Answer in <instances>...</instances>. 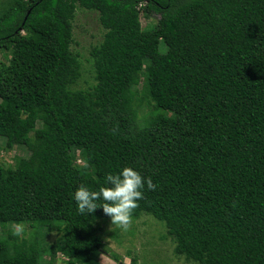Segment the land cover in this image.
Listing matches in <instances>:
<instances>
[{"label": "trees", "instance_id": "1", "mask_svg": "<svg viewBox=\"0 0 264 264\" xmlns=\"http://www.w3.org/2000/svg\"><path fill=\"white\" fill-rule=\"evenodd\" d=\"M78 8L105 30L87 88ZM0 52V264H103L111 217L74 193L126 167L156 185L131 219L164 222L176 255L264 264V0H0Z\"/></svg>", "mask_w": 264, "mask_h": 264}, {"label": "rangeland", "instance_id": "2", "mask_svg": "<svg viewBox=\"0 0 264 264\" xmlns=\"http://www.w3.org/2000/svg\"><path fill=\"white\" fill-rule=\"evenodd\" d=\"M141 21L144 27L150 22L144 17ZM73 26L72 51L79 56L83 70L81 83L77 87L87 88L94 83L90 52L94 46L103 41L105 30L101 26L97 12L81 8L77 9ZM3 62L8 63V59L0 52V63ZM141 88L142 86L139 87ZM145 111L146 109L141 110L140 116H143ZM16 156L27 157L28 154L21 148L8 153L3 151L1 154L5 164H13ZM98 227L104 242V252L99 259L103 264H132L133 260H136L137 264H199L188 260L185 256L175 254V244L168 237L166 224L152 216L143 215L137 220L131 219L126 228L113 225L111 219H103L98 222ZM9 228L23 230L26 238H29L35 230L37 231V228H32L27 224L13 225ZM45 241L50 248L57 246L60 242V235L56 232L50 233L45 236ZM115 258L119 261H115ZM46 259L50 260V257L47 256ZM64 261L65 259L59 254L56 263L64 264Z\"/></svg>", "mask_w": 264, "mask_h": 264}, {"label": "clouds", "instance_id": "3", "mask_svg": "<svg viewBox=\"0 0 264 264\" xmlns=\"http://www.w3.org/2000/svg\"><path fill=\"white\" fill-rule=\"evenodd\" d=\"M106 181L109 186L100 187L98 191L80 186L74 193L77 210L81 214H93L98 208H103L113 225L126 228L137 202L143 198L145 185L148 190H155L156 185L151 178L142 177L131 167L115 175L108 174ZM100 200L104 203L98 204Z\"/></svg>", "mask_w": 264, "mask_h": 264}]
</instances>
